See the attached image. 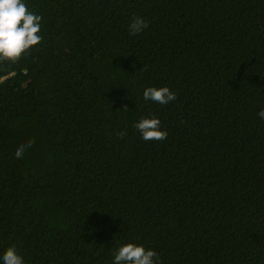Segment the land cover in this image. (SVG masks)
I'll return each instance as SVG.
<instances>
[{
    "label": "trees",
    "instance_id": "trees-1",
    "mask_svg": "<svg viewBox=\"0 0 264 264\" xmlns=\"http://www.w3.org/2000/svg\"><path fill=\"white\" fill-rule=\"evenodd\" d=\"M24 2L42 39L0 59V264L13 245L114 264L129 242L158 264H264V0ZM164 86L174 101L144 99ZM145 117L167 138L143 140Z\"/></svg>",
    "mask_w": 264,
    "mask_h": 264
},
{
    "label": "clouds",
    "instance_id": "clouds-1",
    "mask_svg": "<svg viewBox=\"0 0 264 264\" xmlns=\"http://www.w3.org/2000/svg\"><path fill=\"white\" fill-rule=\"evenodd\" d=\"M42 17L28 9L24 0H0V59L17 61L30 48L40 43ZM148 22L140 16H134L128 25L130 35H137L148 27ZM145 100L159 104H168L177 98V94L169 87H148L143 92ZM258 116L264 119V109ZM158 117L141 118L134 127L140 132L145 141L164 140L167 131L161 128ZM121 137L126 135L120 133ZM35 143L29 140L20 144L15 152L17 158H22L27 148ZM3 264H25V260L10 246L2 256ZM159 254L155 249L146 248L133 242L126 243L116 250L114 264H158Z\"/></svg>",
    "mask_w": 264,
    "mask_h": 264
}]
</instances>
